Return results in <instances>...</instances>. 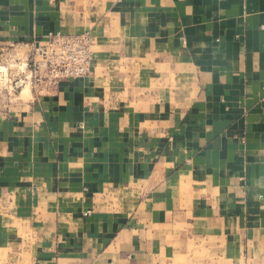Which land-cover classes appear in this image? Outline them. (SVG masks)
Wrapping results in <instances>:
<instances>
[{
	"label": "crops",
	"instance_id": "1",
	"mask_svg": "<svg viewBox=\"0 0 264 264\" xmlns=\"http://www.w3.org/2000/svg\"><path fill=\"white\" fill-rule=\"evenodd\" d=\"M83 32L0 98V264H264V0H0V60Z\"/></svg>",
	"mask_w": 264,
	"mask_h": 264
},
{
	"label": "rangeland",
	"instance_id": "2",
	"mask_svg": "<svg viewBox=\"0 0 264 264\" xmlns=\"http://www.w3.org/2000/svg\"><path fill=\"white\" fill-rule=\"evenodd\" d=\"M57 34V33H55ZM65 36H80L87 34L92 42L89 45V52L87 55L88 65L86 70L81 74H72L67 77H55L52 73V67L49 66L47 61L42 58H37L35 52L30 54L27 59H4L0 60V98L4 95H12L20 91L24 84H28L33 91H39L47 87H56L61 81L70 79H82L88 77L92 73V51L94 47V38L89 32H83L80 34H62ZM46 43L45 40L40 43L41 45ZM8 62V63H5ZM4 68V69H3ZM57 71L60 69H56ZM62 70V69H61ZM23 85H22V84ZM37 89V90H35ZM1 103V101H0Z\"/></svg>",
	"mask_w": 264,
	"mask_h": 264
},
{
	"label": "built area",
	"instance_id": "3",
	"mask_svg": "<svg viewBox=\"0 0 264 264\" xmlns=\"http://www.w3.org/2000/svg\"><path fill=\"white\" fill-rule=\"evenodd\" d=\"M91 42L87 34L80 36L49 34L46 36L45 44H37L35 54L37 58L44 59L52 67L53 76L64 78L72 72L81 74L86 70Z\"/></svg>",
	"mask_w": 264,
	"mask_h": 264
},
{
	"label": "bare ground",
	"instance_id": "4",
	"mask_svg": "<svg viewBox=\"0 0 264 264\" xmlns=\"http://www.w3.org/2000/svg\"><path fill=\"white\" fill-rule=\"evenodd\" d=\"M1 69V68H0ZM4 69V68H3ZM26 87V86H25Z\"/></svg>",
	"mask_w": 264,
	"mask_h": 264
}]
</instances>
